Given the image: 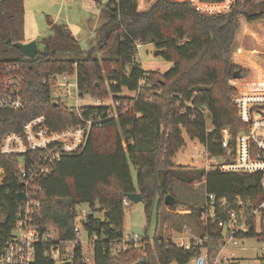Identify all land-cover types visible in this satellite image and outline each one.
Returning a JSON list of instances; mask_svg holds the SVG:
<instances>
[{
    "label": "trees",
    "instance_id": "obj_1",
    "mask_svg": "<svg viewBox=\"0 0 264 264\" xmlns=\"http://www.w3.org/2000/svg\"><path fill=\"white\" fill-rule=\"evenodd\" d=\"M101 13L96 46L84 51L70 29L50 20L51 36L33 58L24 60L13 54L12 45L24 40L23 0H0V62H21L24 76V107L0 109V140L5 132L19 130L40 114L53 129L78 122L77 113L52 96L48 80L60 73L75 71L78 95H111L120 103L116 116L107 115L110 105L82 107L85 116H101L92 125L85 147L80 153L63 156L48 174L33 182L38 188L29 194L39 201L36 219L40 230L47 233V224H53L59 239L37 242L31 264H55L43 252L59 240L74 237L81 203L90 208L81 218V227L92 247V264H135L143 256L146 260L141 264H184L199 248L182 249L167 236L153 238L143 246L144 251L130 246L113 248L123 237V200L126 193L139 192L147 219L155 208L156 216L161 215L176 230L187 226L202 235L213 225L206 226L200 219L201 209L191 206L195 180L203 182L207 193L228 202L237 197L254 203L262 199L261 172L190 168L175 164L172 158L185 144L182 130L213 157L224 155L221 143L223 129H227L229 157L234 155V140L244 124L232 99L236 89L229 80L235 70L240 71V79L250 74L232 61L234 41L241 18L248 22L264 18V0H232L225 12L199 11L189 0H155L142 11L137 9V0H107ZM147 43L171 62L164 73L146 71L135 59L137 45ZM97 50L104 57L97 58ZM122 88L134 94L121 95ZM18 161L0 154V209L5 213L0 220V245L10 236L22 207L16 196L22 188ZM130 164L136 169V183ZM166 194L175 198L174 204L164 205ZM179 206L190 211L174 218L169 211ZM161 208L168 210L161 212ZM96 212H102V217ZM84 263L78 242L71 264Z\"/></svg>",
    "mask_w": 264,
    "mask_h": 264
},
{
    "label": "built area",
    "instance_id": "obj_2",
    "mask_svg": "<svg viewBox=\"0 0 264 264\" xmlns=\"http://www.w3.org/2000/svg\"><path fill=\"white\" fill-rule=\"evenodd\" d=\"M196 4L201 3L196 0ZM236 50L237 53L241 52L240 48ZM69 75L60 73L63 79H67ZM54 80L55 77L52 86L65 87L68 92L69 88L74 86L67 81ZM238 80L242 79H230V84L236 89L232 99L237 106L238 116L244 124V128L236 136V150L234 155L229 157V133L227 129H223L221 144L225 149L222 155L224 159L217 161L207 155V164L204 168L232 172H261L260 184L263 197L258 203L240 197L228 202L226 198L219 199L213 193L206 192L205 203L200 210V219L206 226L213 225V228L199 235L189 227L183 226L181 230H176L178 241H172L170 238L182 249L199 248V252L192 255L184 264H264V134L262 133L264 132V73L254 81L243 79L242 86L236 83ZM23 82L21 62L16 60L0 62V109L19 110L24 107ZM75 87L77 88L76 82ZM75 102V106L67 107L77 113L79 120L76 124L53 129L46 123L45 116L40 114L25 121L19 130L5 132L0 140V154L15 156L19 160L18 172L21 182H24L21 190L26 194V200L21 202L22 207L18 211L10 236L0 245V264H31L34 260L35 244L49 237L48 232H41L36 219L39 214V201L29 194L31 189L38 188L33 182L38 177L48 174L52 166L63 156L80 153L85 147L92 125L101 119L97 114L85 116L82 107L78 105L77 96ZM95 102L97 105H105V102L99 98H95ZM118 105L120 106L119 102L114 105V110L110 106L107 115L116 116ZM122 106L126 107L127 103L124 102ZM0 172L3 174L1 166ZM123 201L127 203L126 197ZM79 211L82 214L81 218L90 212L83 209ZM79 225L81 226V222ZM182 233H185V236H181ZM78 238L79 226H74L73 238L59 240L57 245L50 246L43 254L53 259L55 264H65V261L72 260L74 246L80 242ZM138 239L140 238L136 235L127 238L128 241ZM245 241H254L256 246H244ZM62 244H66V247L63 248ZM248 249L255 250L251 258L235 254V250L245 252ZM85 262L92 263V260L89 256H85Z\"/></svg>",
    "mask_w": 264,
    "mask_h": 264
},
{
    "label": "rangeland",
    "instance_id": "obj_3",
    "mask_svg": "<svg viewBox=\"0 0 264 264\" xmlns=\"http://www.w3.org/2000/svg\"><path fill=\"white\" fill-rule=\"evenodd\" d=\"M106 1L107 0H23L24 15L22 36L35 39L37 42V50H41L45 44V40H47L52 34V29L48 26V22L53 20L57 24H62L70 29L73 36L78 40L80 47L84 51H87L97 44L99 37L98 28L103 21L101 10ZM154 1L155 0H137V9L139 11L147 10ZM190 1L202 12H225L228 10L229 3H231L232 0H199L201 3L199 5L196 4V0ZM203 9L205 10L203 11ZM263 19L264 18L249 21L248 23L250 26L248 25L243 29L240 41L233 48V53L234 51H237V47L241 48L240 54L244 53V57L242 58L243 62L250 61L251 64H253V55H255L257 62L264 65V25L260 26L256 24ZM241 20L243 19L241 18ZM15 49V52H13L15 56L24 60L29 58L22 54L17 48ZM157 51L158 49H156L153 44H139L136 48L135 59L146 71L153 70L164 73L170 68L171 62L166 60L161 54H158ZM95 56L97 58H102L104 57V54L97 50ZM54 76L49 78L48 82L51 84L52 96L55 100L59 99L60 102L66 106H75V97L77 96L78 105L81 107L97 105L95 102L96 97L89 94H83L82 96L78 95V90L75 87V72L71 73L67 79H63L60 74L55 76L54 81L56 82L67 81L74 84V86L72 85L69 88V92L65 87L57 88L52 86ZM133 94V91L122 88L121 95L132 96ZM99 99L103 100L105 104L110 105L112 110L115 109L114 105H116V102L113 101L111 95ZM124 102L125 101L121 104ZM207 125H209V118L207 119ZM262 133L264 134V132ZM182 135L185 144L174 154L172 158L173 162L190 168H204L207 164V154L204 146L198 140L188 137L184 130H182ZM235 150L236 139L234 140V151ZM213 158L217 159V161L224 159L223 156H213ZM130 171L134 183H136V169L132 164H130ZM2 175L3 174L0 172V181ZM193 186L194 190L192 191V196L195 202L192 203L191 206L195 209H201L205 203L206 193L203 182L197 179ZM82 209L90 211V208H88V204L86 203L77 205L78 215L75 218V226H79L78 239L80 241L79 243L82 248V253L85 256H91V244L89 243V239H87L86 232L79 225L82 215L79 210ZM164 209L166 211L168 210L167 208ZM164 209L161 208L160 211L162 212ZM189 211L190 209L184 210L183 208L177 207L172 211L170 210L169 213L176 218V214L181 215ZM95 214L98 217H102V212H96ZM4 216V211L0 209V220H3ZM184 223L190 225L188 221H184ZM46 227L50 238L59 239V231L53 224H47ZM191 233L192 231H190V234ZM135 235L140 239L136 241L127 240V238H133ZM159 235L172 238V241H178L179 237L178 234H176V227L174 225L168 221L163 222L161 215L159 217L156 216L155 208L152 209L150 217L147 219L142 202L128 201L124 205L123 237L119 242L113 243V248L124 249L130 246L139 251H144L142 249L143 246L146 243H151L153 238ZM181 236H185V233H182ZM62 245L63 248L66 247V244ZM244 246L255 247L256 243L254 241H245ZM254 252L255 250L252 249H248L245 252L235 250V254L246 258H251ZM169 264L177 263L171 261Z\"/></svg>",
    "mask_w": 264,
    "mask_h": 264
},
{
    "label": "water",
    "instance_id": "obj_4",
    "mask_svg": "<svg viewBox=\"0 0 264 264\" xmlns=\"http://www.w3.org/2000/svg\"><path fill=\"white\" fill-rule=\"evenodd\" d=\"M251 1V0H248ZM12 45L17 48L22 54H24L25 56L29 57V58H33L36 54L37 51V42L35 39H31L27 42H14L12 43ZM240 71L239 70H235L232 74V78L233 79H240ZM24 182H20L19 186H23ZM17 199L20 202H24L26 200V194L23 190H19L16 193ZM125 197L128 201L130 202H142V196L139 192H130V193H126ZM163 203L164 205H170V204H174L175 203V198L171 195V194H166L164 196L163 199ZM179 208H183L185 210L184 207L179 206ZM146 257L143 256L141 259L137 260L135 262V264H141L143 262H145ZM65 264H71V260H67L65 261ZM84 264H92V263H88L85 262Z\"/></svg>",
    "mask_w": 264,
    "mask_h": 264
},
{
    "label": "crops",
    "instance_id": "obj_5",
    "mask_svg": "<svg viewBox=\"0 0 264 264\" xmlns=\"http://www.w3.org/2000/svg\"><path fill=\"white\" fill-rule=\"evenodd\" d=\"M206 8V7H205ZM208 9V8H206ZM205 9H203L204 11ZM243 19V18H242ZM260 20V19H259ZM263 21V22H261ZM259 21L258 23H256L257 25H264V19ZM52 22H55L52 20ZM255 24V25H256ZM250 26V24L248 23V21H246L245 19L241 20L240 19V28L239 30L237 31L236 33V37H235V41H234V46L237 45V43L240 41L241 39V32L243 31L244 28H246V26ZM49 26V24H48ZM72 33V32H71ZM31 40V37H24V40L22 42H27ZM240 48V47H237V49ZM241 49V48H240ZM253 64H251L250 61L248 62H243V57H244V53L243 54H240V53H237V51H234V53L232 54V61L245 68V69H248L250 71V74L247 76V78H245L247 81H254L257 77H259L262 73H264V65H262L260 62H257V58L255 55H253ZM243 80V79H242ZM242 80H238L236 81V83L239 85V86H242L243 85V81Z\"/></svg>",
    "mask_w": 264,
    "mask_h": 264
}]
</instances>
